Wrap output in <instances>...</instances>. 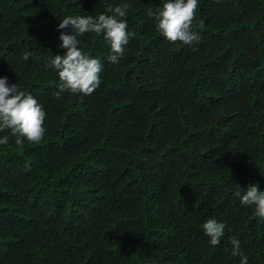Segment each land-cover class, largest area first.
I'll return each mask as SVG.
<instances>
[{"label":"trees","instance_id":"trees-1","mask_svg":"<svg viewBox=\"0 0 264 264\" xmlns=\"http://www.w3.org/2000/svg\"><path fill=\"white\" fill-rule=\"evenodd\" d=\"M122 3L120 63L102 33L77 36L101 83L57 99L61 19ZM162 3L0 0V76L47 114L39 142L0 131V264H240L232 237L264 264V220L232 195L264 190V0H199L191 44L156 29ZM210 217L226 225L215 246Z\"/></svg>","mask_w":264,"mask_h":264},{"label":"clouds","instance_id":"clouds-1","mask_svg":"<svg viewBox=\"0 0 264 264\" xmlns=\"http://www.w3.org/2000/svg\"><path fill=\"white\" fill-rule=\"evenodd\" d=\"M199 0H163L158 11L148 10L147 15L154 18L156 29L168 41H182L191 44L198 39L193 30L195 11ZM127 3L109 6L107 12L93 15H66L57 25L59 48L63 54H56L49 64L57 72L58 91L53 95L61 98V94H91L101 83L103 63L100 58L91 56L81 46L82 41L77 36L87 32L102 33L109 45L107 60L119 64L125 55V46L129 43L130 32L127 22ZM111 13V14H108ZM71 26L72 34L61 31ZM28 53H24L27 59ZM46 111L41 103L29 92L22 90L18 83L9 84L7 76H0V131L7 128L15 136V143L22 144L24 140L39 142L43 139L47 128L45 126ZM9 142L7 135L0 136V145ZM232 195L240 204L254 207V215L264 220V190L258 183H250L246 188L238 187ZM204 234L212 246L220 243L226 225L215 217L207 218L201 225ZM231 254L240 257V264H248V257L241 251L238 238L230 239Z\"/></svg>","mask_w":264,"mask_h":264}]
</instances>
